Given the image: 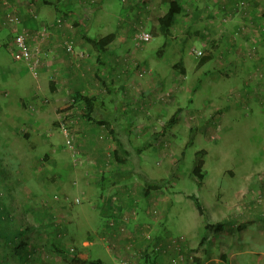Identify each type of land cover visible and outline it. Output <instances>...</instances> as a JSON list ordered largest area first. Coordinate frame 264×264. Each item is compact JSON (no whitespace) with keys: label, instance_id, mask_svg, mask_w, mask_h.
<instances>
[{"label":"crops","instance_id":"1","mask_svg":"<svg viewBox=\"0 0 264 264\" xmlns=\"http://www.w3.org/2000/svg\"><path fill=\"white\" fill-rule=\"evenodd\" d=\"M35 1L36 12L33 14V12L29 13L31 8L28 2L0 0V26H4L5 16L13 12L19 17L20 25L23 24L30 32H35L44 24H47L48 27V36L42 41L35 40L34 33L27 37L32 47L37 49V53L34 52L32 59V61L39 62L36 76L30 74L26 64L15 62L10 51L6 52L9 53L11 63L6 60L5 53H0V149L8 151L9 160L16 161L14 171L24 174V170L27 169L33 170L36 174L33 184H27V186L19 182L7 183V190L14 191L10 198L2 196L3 191L0 194V212L5 213L12 221L11 225L1 230L0 236L8 234L16 237L18 253L24 252L25 254L18 264H58L61 260L69 259L67 255H61L59 251L63 250L65 253L73 249L80 250L90 259L97 261L98 264H104L100 259L92 256L89 251L95 240L104 248L106 245L109 248L112 246L111 250L105 248V254L114 261L113 264H118L120 258H125L131 252L133 254L138 250L146 252L143 256L130 258L132 264H170V261L176 257V252L165 245L167 238L174 237L167 225L168 212L173 205L161 192L156 196L153 195V191L148 195L145 190L142 191L145 187L144 183L139 181L142 177L137 179L141 184L136 180L130 181V177L126 175L130 170H123L122 167L125 163L117 164V166H113V163L110 165L111 168H120L119 171L124 173L123 176L126 175L123 182H113L114 178L104 180L106 174L114 171V169L105 168L114 148L109 132L115 126H119L123 136L129 132L128 138L131 141L136 126L139 125L137 130L142 133L145 131L143 135L149 138L152 133L159 132L161 128L164 130L166 122L176 112H180L176 122L181 121L183 116L184 127L185 123L189 122L188 132L190 133L192 130L197 134L204 131V124L202 125L200 122L204 119L207 120L208 117L212 118L216 113L222 114L221 111H216L220 107H216L214 101H207L196 93L199 82H195V80H200L195 77L209 73L198 70L197 62H193L195 67L192 69V73L194 76L192 78L190 75L192 79L188 78L184 60L179 56L184 48V40L189 39L187 38L188 34L196 35L198 32L190 31V22L181 29L173 20L168 34L164 35L167 41L163 49L150 55L146 54L145 46L142 48L144 49L142 53L138 54L139 56L133 55L134 53L128 50L130 49L129 45H125L128 36L120 33L115 34V38L107 46L106 51L100 55L93 51L94 58L90 60L87 58L89 49L85 53L82 51L87 48V36H84L83 40H80L81 38L78 36L72 37L74 55L65 52L64 43L69 42L71 37L67 35L66 24L63 23V20H66L68 15L67 3L70 0ZM20 25L12 28L7 27L9 36L6 37V40L11 41L15 32L21 27ZM203 30L206 31V29ZM10 31H12L11 34ZM229 37L222 36L220 45L229 44ZM199 43H203V41H199ZM0 48H7L6 43L1 41ZM93 55L91 54V56ZM92 59L95 61L94 64ZM130 60L138 62L142 66L141 70L146 71L141 72L133 68ZM229 67H232L231 64L217 67L214 72L217 75L210 76L206 96L211 93L210 86L217 85L223 88V81L228 78H236L237 73ZM99 70L100 75L105 78L106 86L99 81L100 76L97 75ZM27 75L31 76L28 81L25 80ZM181 77L184 81L181 80ZM169 93L173 96L172 102L164 97ZM205 94L203 95L205 96ZM220 96L221 93L217 97L219 104L222 103L219 99ZM79 97L95 98L92 118L86 116L84 104L77 100ZM242 97L244 98V96ZM235 100L245 101L240 97ZM65 106L70 108L66 110ZM77 108H82L83 111L82 115H79L81 119L79 120L78 116L76 118L79 120L76 122L78 126L75 125L76 154L94 162L91 165L85 164L82 160L78 162L77 167L79 168L86 165L84 170L72 167L69 160L64 157L65 150L60 146H55L51 141L53 132H59L57 121L61 115L68 114ZM172 128L173 126L167 129L164 135L171 132ZM37 144L42 148L48 146L50 148L41 156L31 157V149ZM143 144L132 145L141 147ZM66 150L71 158L72 154L68 149ZM148 150L149 147L143 150V159L148 160L149 157L144 154ZM3 163L7 164V160ZM136 164H139L138 167H140L143 163ZM135 168L136 166H133L132 171ZM260 173L261 170L258 174ZM123 176L121 177L123 178ZM145 177L146 180L154 182L147 176ZM16 189H18L17 193ZM258 190L264 198V185H261ZM75 191H80L84 200L87 201L88 207L81 206L72 213V210L63 201ZM114 192H117L119 196L125 195L121 197L122 206H119L120 203L114 205L111 201ZM103 193L105 194L103 195ZM48 194H51L50 198L46 196ZM3 198H6V201ZM131 198H137V201L138 198L142 200L137 203L139 209L133 227H128L127 235L133 237L131 247L129 241L119 235L117 230L116 233L107 232L105 228L101 232L88 229L89 232L80 245L75 244L74 236L77 235L78 228L83 225L78 220L82 219L85 226L91 222L89 209L94 215L98 214L100 217H117V213L123 214L124 211H128L129 207L126 205L131 202ZM165 201L168 203L164 207ZM247 205L250 206L248 211L243 214L242 219L240 218L243 220L239 226V235L243 236L240 237L242 240H245L244 236L250 233V229H247L246 225L256 222L255 218H264L260 209L256 212L253 202H248ZM121 207L123 208L120 209ZM153 208H156L161 214L163 213L161 220L157 219L154 225L151 223L153 216L149 213V210ZM55 219L62 220L63 225L54 224V226ZM146 221L151 225V240L149 241L144 240L143 231L139 229L140 225L147 223ZM262 224L264 226V222L259 223V226ZM59 234L62 236L61 238ZM154 236L165 240H163L162 248L167 252H153L152 244L156 241ZM18 237L22 239L19 241ZM175 237L184 238L183 235ZM184 247L193 249L191 237L184 238ZM9 248L8 246L7 251L10 250L14 255L16 252ZM3 254L7 255V252L4 253L2 245L0 246V257H3ZM7 256L10 259V256ZM193 260L195 263H200L197 257Z\"/></svg>","mask_w":264,"mask_h":264},{"label":"rangeland","instance_id":"2","mask_svg":"<svg viewBox=\"0 0 264 264\" xmlns=\"http://www.w3.org/2000/svg\"><path fill=\"white\" fill-rule=\"evenodd\" d=\"M18 1L29 3L31 8L29 13L33 12L34 14L36 12L35 0ZM166 1L70 0L67 3L68 15L63 23L66 24L65 28L68 32L67 35L71 37L72 45H74L72 37L78 36L81 38L80 40H83L84 36L102 37L110 33H120L128 36L125 45H129L130 49L128 50L135 56L144 50L135 49L132 42L136 30L141 27L152 35V40L145 45L146 54L152 55L153 52L163 49L167 41L158 24V19L166 11ZM179 2L182 12L175 17L174 23L178 25V28L183 29V26L190 22V31L196 30L198 32L196 35L188 34L187 38L189 39L184 40V48L179 56L184 60L188 78L192 79L194 76L192 73V69L195 67L193 62H197L198 70L209 73L195 77L200 80H195V82H199L196 93L203 96L207 101H214L216 107H220L216 111H221L222 114L216 113L212 118L208 117L207 120L204 119L200 122L202 125L204 124V131L194 135L191 145H188L190 123L186 122L184 127L183 116L181 115V121L173 126L171 132L164 135L163 138H157L150 142L149 150L144 153L146 157H149L148 160L142 158L140 163L143 164L133 171L143 178L139 179V177L132 175L130 181L144 182L147 179L145 176H147L160 185L157 190L152 192L153 195L157 196L161 192L167 201L172 203L173 206L168 212L167 225L173 233V238H181L185 255L183 264H262L264 261V226L263 224L259 226V223L264 222L262 221L264 218H255L256 222L246 225V228L250 229V233L244 236L245 240L240 239L243 236L239 235L237 221L242 219L243 214L248 211L250 207L247 205L248 202L255 204L256 212L260 209V212L264 214V198L258 190L261 185H264V0H179ZM178 20L180 21L176 22ZM20 26L19 30L23 29L27 37L34 33L28 31L23 24ZM7 27L12 28L13 26H0V42L3 41L7 45V48H0V53H5L6 60L11 63L8 55L10 51L8 46L11 41L6 40V37L9 36ZM202 29H206V31H202ZM224 35L230 36L229 44L226 46L220 45L221 37ZM199 41H203V43H199ZM88 49L89 52H87ZM189 50L191 51L190 54L188 53ZM82 51L88 53V59L94 58V50L89 44ZM194 51L202 52V55H193ZM202 58L206 61L202 62ZM92 62L95 63L94 59ZM134 63L138 64L136 61H133L132 64ZM222 64H231L232 67L229 69L231 68L232 71L236 72L237 76L235 79L228 78L223 82L221 81L224 84V89L217 85L210 86L211 93L206 96L210 76H216L217 74L214 72L217 67L224 66ZM29 79L31 76L27 75L25 80L28 81ZM10 81L13 80L10 79ZM220 93L219 99L222 103L219 104L217 97ZM239 97L245 101H236L235 98ZM75 106L78 107L77 104ZM82 111V108H77L68 114L73 113L72 116L70 115L71 118L79 122L81 119L79 115H82ZM77 116L79 120L76 119ZM75 125L78 126V123ZM138 126H136L134 137L131 140L135 146H140L144 142L148 143L149 140L143 135L145 131L142 133L137 130ZM53 133L52 143L65 150L64 157L69 160L72 167H77L81 160L88 165L94 163L91 160H86L80 154L70 158L61 134L56 131ZM49 148V146L42 148L37 144L31 149V157L41 156ZM75 148L77 149V147ZM199 151H205L202 158L204 177L201 186H198L197 180L191 176L195 154ZM7 152L0 149V194L3 191L2 196H9L10 198L14 191L12 189L7 190V183L19 182L27 186V184H33L36 174L33 170L27 169L24 170V174L14 171L16 161L9 160ZM110 155L108 156L110 157ZM5 160H7V164L3 163ZM112 161L109 158L105 168L119 171L120 168L110 167L111 163L114 164L113 166H117ZM133 166L134 160L125 162L122 167L123 170H133ZM77 168L84 170L86 165ZM260 170L261 173L258 174ZM85 174L88 173L85 172ZM113 178L115 177L106 174L104 180H112ZM124 180L123 177L118 181L123 182ZM144 190L145 187L142 191ZM15 192L17 193L18 189ZM148 194L151 192L149 191ZM46 196L50 198L51 194ZM122 196L114 192L111 201L117 205L121 202ZM193 196L205 208L203 215H199L192 199ZM161 198L163 199L162 196ZM3 200L6 201V198ZM60 200L63 201V199ZM141 201L140 198L138 201L137 198H131V202H129L130 207L135 209L136 215L139 209L137 203ZM167 201L164 202V207L168 203ZM63 202L72 210V213L81 206L88 207V203L80 191L69 194ZM89 212L91 222L88 226L84 225L82 219L75 218L76 221L83 223L81 228H78L79 234L74 236L76 245H80L89 230L101 232L105 228L107 232H115L120 225V223L115 224L109 229L108 225L114 217H100L98 214L94 215L90 209ZM160 214L157 211L156 214L152 215L151 223L153 225L157 219L161 220L163 213ZM116 218L118 220L119 216ZM134 221L135 217L129 219L128 227L132 228ZM225 222H229V224ZM148 223L150 222L145 224L150 227L151 225ZM11 224L12 221L5 213L0 212V233L1 230ZM54 224L63 225V222L60 219H55ZM218 224L221 226L220 229L217 228ZM68 228L72 231L70 227ZM176 235H183L185 239L191 237L193 249L184 247V238L175 237ZM154 237L163 240L159 236ZM15 239V236L8 234L0 236V246L3 245L4 253L7 252V255L10 256L9 259L6 254H3V257H0V264H18V261L25 256L24 252L18 253L15 242L17 240ZM18 239L20 241L22 238L18 237ZM93 244L89 248L92 256L100 259L104 264L114 263L105 254L106 247L108 250L107 245L104 248L99 245L97 240ZM8 246L9 249L16 252L14 255L10 250L7 251ZM196 257L200 263L194 262L193 258ZM58 264H67V262L61 260Z\"/></svg>","mask_w":264,"mask_h":264},{"label":"trees","instance_id":"3","mask_svg":"<svg viewBox=\"0 0 264 264\" xmlns=\"http://www.w3.org/2000/svg\"><path fill=\"white\" fill-rule=\"evenodd\" d=\"M166 3H167L166 11L158 19L159 27L162 30V34L165 36L169 32V28H170L174 18L176 16L180 15L182 12L181 4H180L179 0H167ZM114 38H115V33H110V34L102 36V37H94V38L88 37L87 43L93 48V50L98 55H100L106 51L107 46L113 41ZM144 47H145V45L143 47H141L140 49H142ZM194 52L192 53L193 55H194ZM204 60L205 59H203L202 62ZM100 73L101 72L99 70L97 72L98 77L100 76L99 81L102 83V85L106 86L107 84L105 82V78L103 76H101ZM181 80L184 81L182 77H181ZM164 97L166 99H170V102L173 101V96L170 93L165 94ZM77 100L81 101L84 104V107L86 110V116L88 118H92V114L94 111L95 98L79 97ZM69 108H70L69 106H65L66 110H68ZM179 113L180 112H176L172 116V118L168 122H166V124L164 125V130H163V128H161V130L159 132L152 133L151 137H149L148 143H144L141 147H135L131 144V141L128 138L129 132H127L126 135L123 136L120 133L119 126H115L114 128H112L109 132L111 142L114 144L111 159L114 161L115 164H118V165H122L127 161L131 162L134 160V166L138 167L139 164H136V163H139L140 160L142 159L143 150H145L147 147H149L148 145H150V142L155 141L157 138H163L165 131L177 123L176 121H177V118L179 116ZM194 135H195V131L191 130L188 145L192 144L193 139H194ZM204 154H205V151H199L195 154V159H194L193 167L191 170V176L197 180L198 186H201L202 181H203V177H204L203 173H202V167H203L202 158H203ZM123 174L124 173L120 172V171L115 172L112 170L110 172V175L115 177L114 178L115 180H113V182L114 181L116 182L119 179H121L122 178L121 176H123ZM126 175L130 178L132 177V175L134 177H139V178L141 177L138 173H135L132 170L128 171L126 173ZM125 176H123V177H125ZM142 178H143V176H142ZM143 183L145 186V193L146 194L149 193V191L151 192V191L157 190L160 187L159 184L148 181V180L144 181ZM192 199L195 202V205L197 207V211H198L199 215H203L205 213V208L203 207V205L196 199V197L193 196ZM122 205H123L122 203L119 204V206H122ZM126 206L129 207V208H127L128 211L134 209V208L130 207V204H127ZM122 208L123 207H121L120 209H122ZM154 211L157 213L158 210L156 208L149 210V213L151 214V216L156 214ZM136 216L137 215L133 216V218ZM241 221H242L241 219H239L237 221V223H238L237 226L241 225ZM225 223L229 224V222H225ZM144 226H146L145 223L143 225H140L139 229L142 231V228ZM217 228L220 229L221 226L218 224ZM57 250H59V249H57ZM59 253L61 255L65 254L69 257V259L65 260L67 262V264H98L97 261L90 259L85 253L81 252L78 249H73L72 251H68L65 253L63 250H60Z\"/></svg>","mask_w":264,"mask_h":264},{"label":"built area","instance_id":"4","mask_svg":"<svg viewBox=\"0 0 264 264\" xmlns=\"http://www.w3.org/2000/svg\"><path fill=\"white\" fill-rule=\"evenodd\" d=\"M20 24L21 22H20L19 17L13 12L11 14L6 15L4 19V25L16 27V26H19ZM47 36H48V27H47V24H44L43 27H41L40 29L38 28V30L34 32L33 38L35 40L42 41ZM151 40H152V35L149 32L142 29L141 27L136 30L133 36V39H132L133 46L135 49H140L144 45L148 44ZM8 47L11 51L12 58L15 62L26 64L28 67V70L32 73V75L36 76L38 74L39 62L37 60L32 61L33 54L34 52L37 53V49L33 48L32 45L29 43L27 39V34L23 29L15 32V34L11 38V43L9 44ZM64 49L67 54L74 55V48H73L71 41L64 43ZM201 53L202 52L195 51L194 55L201 56ZM130 63L133 68L135 69L139 68L138 70L141 72L145 71V70H141L142 67L139 64L137 63L132 64L133 61L131 60H130ZM70 115L72 116L73 113L72 114L64 113L63 115H61V117L57 121V127L64 140V144L66 148L70 151L72 156H75L76 155V152H75V149H76L75 148L76 147L75 146L76 144V134H75L76 120L74 118H71ZM114 200H116V198H114ZM135 215H136V212L134 209L125 212V214L117 213V216H119L118 220L116 217H114L110 221V224L108 225L109 229H111L112 227H114L115 224L120 223L119 227L116 228L117 233L119 235L124 236L125 239L129 241L130 247H131V244H133V237L127 235L129 233L128 223H129V219L133 218V216ZM150 229L151 227L147 225L142 228V231H143L142 237L146 241L151 240ZM155 240L156 241H154L152 244V250H154L153 252H158V253H161L162 251L163 253L167 252V250L165 249L163 250L162 248L165 240L163 239L164 241L163 240L161 241L160 239L158 240L156 238ZM180 240L181 238H173V237L167 238L165 246L167 248L173 249L176 252V257L170 261V264H180L185 259L182 242ZM111 248L112 246H110V248L108 246L109 250H111ZM145 252L146 251H139V250L138 252H135L133 254L131 252L129 256H125V258H120V261L118 262V264H132V261L130 260V258L143 256Z\"/></svg>","mask_w":264,"mask_h":264}]
</instances>
